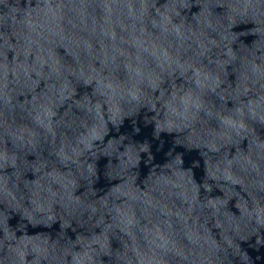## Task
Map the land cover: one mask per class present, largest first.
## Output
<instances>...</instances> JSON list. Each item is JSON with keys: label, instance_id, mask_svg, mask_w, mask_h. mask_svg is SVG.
Returning <instances> with one entry per match:
<instances>
[{"label": "water", "instance_id": "water-1", "mask_svg": "<svg viewBox=\"0 0 264 264\" xmlns=\"http://www.w3.org/2000/svg\"><path fill=\"white\" fill-rule=\"evenodd\" d=\"M0 264H264V0H0Z\"/></svg>", "mask_w": 264, "mask_h": 264}]
</instances>
